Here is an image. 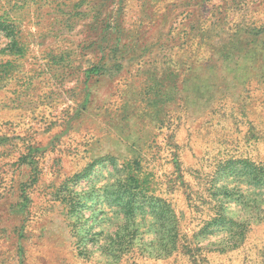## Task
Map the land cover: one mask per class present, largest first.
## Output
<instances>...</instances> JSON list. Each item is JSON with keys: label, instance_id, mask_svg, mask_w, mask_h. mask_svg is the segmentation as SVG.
I'll use <instances>...</instances> for the list:
<instances>
[{"label": "rangeland", "instance_id": "1", "mask_svg": "<svg viewBox=\"0 0 264 264\" xmlns=\"http://www.w3.org/2000/svg\"><path fill=\"white\" fill-rule=\"evenodd\" d=\"M0 264H264V0H0Z\"/></svg>", "mask_w": 264, "mask_h": 264}]
</instances>
